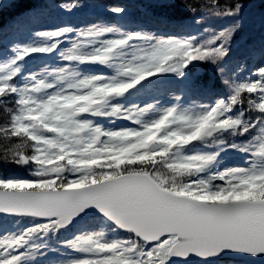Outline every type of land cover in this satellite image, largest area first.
<instances>
[{"label":"snow or ice","instance_id":"obj_1","mask_svg":"<svg viewBox=\"0 0 264 264\" xmlns=\"http://www.w3.org/2000/svg\"><path fill=\"white\" fill-rule=\"evenodd\" d=\"M90 7L0 0V169L29 173L0 175V264H264V64L233 57L249 6L187 4L184 35L149 28L173 0L41 27Z\"/></svg>","mask_w":264,"mask_h":264},{"label":"rangeland","instance_id":"obj_2","mask_svg":"<svg viewBox=\"0 0 264 264\" xmlns=\"http://www.w3.org/2000/svg\"><path fill=\"white\" fill-rule=\"evenodd\" d=\"M138 1H141L143 3L146 2V0H83V2L92 5V7L88 8L86 11L78 10L74 13L61 12L59 15H56L54 13L52 17H50L49 19H47L42 23L41 27L52 28L59 24L68 23V22L72 24L80 25L88 21L96 20L98 17H103L115 21L116 17H114L110 12H108L109 8L113 6H124L128 9V11L132 13L131 8L134 6V3ZM3 2L8 3L9 0H3ZM49 2L53 4H58V3H67L70 2V0H49ZM242 3H245L249 6L248 14L245 17V31L241 34V37H237L236 42L233 44V57L234 60L246 61L247 68L254 69L258 65L264 64V58H261L260 56H257L255 59L248 58L249 46L254 45L257 49H259V47H261L262 45L261 41L264 39V29H262L260 25V14L262 11V6L260 4V0H246ZM198 4L199 3H197V5ZM211 7H212V2L199 6L198 11L195 14L196 17L200 18L201 15H207L208 8ZM140 11L142 16L141 22H143L144 21V17L142 15L143 9L141 8ZM182 12L185 15V19L181 23H191V17L193 16V13L187 7H185L182 10ZM134 20L136 21V19ZM229 20L230 18L208 16V19L206 21V26H210L211 28L219 30L225 27L229 23ZM149 28L152 31L159 30L160 32L163 33V32H167L169 27L167 28L161 27L158 29L156 25H149ZM167 33L169 35L176 34L170 32ZM178 35L181 34H179L178 32ZM182 35H184V33ZM41 60L42 58L37 56L35 64L41 63ZM202 66L205 69H206L205 66H207V72L201 74V76L205 77L203 78V82L213 83V84L217 83L211 66L200 64L197 67H202ZM197 67H194L191 70H193V72L198 73L200 70ZM166 99L170 100L171 95L167 96ZM239 163L240 162L237 159H232L228 161V166H235Z\"/></svg>","mask_w":264,"mask_h":264},{"label":"trees","instance_id":"obj_3","mask_svg":"<svg viewBox=\"0 0 264 264\" xmlns=\"http://www.w3.org/2000/svg\"><path fill=\"white\" fill-rule=\"evenodd\" d=\"M246 0H241V2H244ZM212 0H179L178 5L180 6H185L187 4H195L198 6L204 5L206 3H210ZM236 0H216V4L221 6V7H228L232 4H234ZM12 10H9L11 13ZM175 11L178 13V11L175 9ZM21 173V168L20 167H9L7 171L5 172L3 169H0V175H7V176H13V175H18Z\"/></svg>","mask_w":264,"mask_h":264},{"label":"bare ground","instance_id":"obj_4","mask_svg":"<svg viewBox=\"0 0 264 264\" xmlns=\"http://www.w3.org/2000/svg\"><path fill=\"white\" fill-rule=\"evenodd\" d=\"M263 42H264V39L261 41V43L263 44ZM260 48V47H259Z\"/></svg>","mask_w":264,"mask_h":264}]
</instances>
